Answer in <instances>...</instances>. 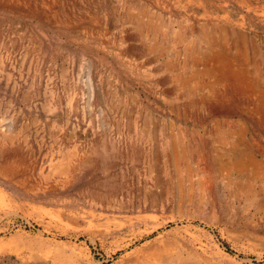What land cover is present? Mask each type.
<instances>
[{"label":"rangeland","instance_id":"rangeland-1","mask_svg":"<svg viewBox=\"0 0 264 264\" xmlns=\"http://www.w3.org/2000/svg\"><path fill=\"white\" fill-rule=\"evenodd\" d=\"M263 95L264 0H0V264H264Z\"/></svg>","mask_w":264,"mask_h":264},{"label":"bare ground","instance_id":"bare-ground-1","mask_svg":"<svg viewBox=\"0 0 264 264\" xmlns=\"http://www.w3.org/2000/svg\"><path fill=\"white\" fill-rule=\"evenodd\" d=\"M206 38V37H205ZM212 38V37H211ZM207 40V39H206ZM238 44L240 45V47H244V36H242V35H239L238 36ZM246 43H248V42H246ZM248 49V48H247ZM242 51H244V50H242ZM254 51V50H253ZM222 58H225V57H223V56H221L220 54H217V53H212V55H211V59L212 60H216L217 61V59H219V60H223ZM218 62V61H217ZM226 68L227 69H225L224 70V73L226 74V76L228 77V76H230V78H232V79H234L235 81H236V79L238 78V77H234L235 75H237L234 71H232V68H230L229 69V66H228V64L226 63ZM217 70V69H216ZM220 70V69H219ZM221 72H223V71H221ZM220 74V73H219ZM211 75V74H210ZM213 75V74H212ZM215 75V74H214ZM223 75V74H222ZM221 78V77H220ZM225 80V79H224ZM227 80V79H226ZM238 80H240L239 78H238ZM241 82V81H240ZM239 82V83H240ZM238 84V83H237ZM239 87H241V86H239ZM263 94V93H262ZM261 94V95H262ZM264 96V95H263ZM262 98V97H261ZM262 103V102H261ZM260 103V104H261ZM259 106V105H258ZM257 106V107H258ZM260 108V107H259ZM172 139V138H171ZM171 143V142H170ZM175 146H176V144H175ZM246 156V155H245ZM177 158H178V156H177ZM249 160V166H250V168H252V170H253V175L254 176H257V175H259L260 173H262L263 175H264V166L262 165V164H260V163H258V162H256L254 159H250V158H248ZM243 161V160H242ZM242 161H240V162H238L237 163V169H238V172H243V170H245L246 169V164L244 163V162H242ZM248 168V167H247ZM247 170V169H246Z\"/></svg>","mask_w":264,"mask_h":264}]
</instances>
